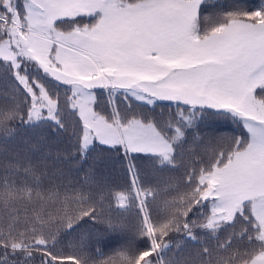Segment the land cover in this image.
<instances>
[{"label": "snow or ice", "instance_id": "obj_1", "mask_svg": "<svg viewBox=\"0 0 264 264\" xmlns=\"http://www.w3.org/2000/svg\"><path fill=\"white\" fill-rule=\"evenodd\" d=\"M0 264H264V0H0Z\"/></svg>", "mask_w": 264, "mask_h": 264}, {"label": "trees", "instance_id": "obj_2", "mask_svg": "<svg viewBox=\"0 0 264 264\" xmlns=\"http://www.w3.org/2000/svg\"><path fill=\"white\" fill-rule=\"evenodd\" d=\"M217 0H209V3H216ZM220 3H227L228 0H219ZM235 128L234 125H231L229 122L219 120V121H206L202 125L201 129V135L205 137H213V136H220V135H226V134H235L233 132V129ZM239 130L236 129V132ZM9 149L14 147V145H9ZM117 168L119 169L120 165L117 163ZM106 251H110V249H106Z\"/></svg>", "mask_w": 264, "mask_h": 264}]
</instances>
